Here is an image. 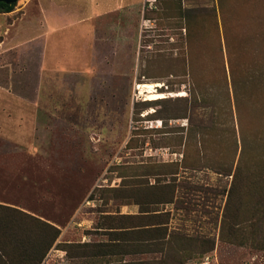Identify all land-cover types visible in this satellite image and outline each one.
Listing matches in <instances>:
<instances>
[{
  "label": "rangeland",
  "instance_id": "374dc122",
  "mask_svg": "<svg viewBox=\"0 0 264 264\" xmlns=\"http://www.w3.org/2000/svg\"><path fill=\"white\" fill-rule=\"evenodd\" d=\"M102 1L0 12V248L13 264L50 241L39 264L102 262L106 244L125 253L110 263L264 264V0ZM48 3L72 10L64 30ZM83 32L71 66L50 52ZM158 82V98L140 87Z\"/></svg>",
  "mask_w": 264,
  "mask_h": 264
},
{
  "label": "crops",
  "instance_id": "0c3cea01",
  "mask_svg": "<svg viewBox=\"0 0 264 264\" xmlns=\"http://www.w3.org/2000/svg\"><path fill=\"white\" fill-rule=\"evenodd\" d=\"M121 1V6L117 8L112 7H99L103 10H113V9H121L127 7L129 4L134 6L135 0H119ZM102 2L107 3L108 0H103ZM50 5V9L43 7V17L45 20L46 27L51 29L52 27H60V31L64 30V24L68 20H70L73 17L72 10L67 11L65 7L61 6V4L58 6ZM95 4V3H93ZM90 6L94 9L96 6L94 5ZM139 4V0H138ZM55 6V7H54ZM138 5H136L137 7ZM59 34V33H58ZM56 34L53 37L52 43H50V52L57 56L58 58L62 57L64 58V61L68 62L70 66L75 62L76 57L79 55L80 52H82V49L80 48V43L83 42V35L84 32L81 34V36H76L73 34L66 35L60 42H58L59 39H57ZM76 42V43H75ZM76 44V45H75ZM63 52V54H62Z\"/></svg>",
  "mask_w": 264,
  "mask_h": 264
},
{
  "label": "trees",
  "instance_id": "16d2710c",
  "mask_svg": "<svg viewBox=\"0 0 264 264\" xmlns=\"http://www.w3.org/2000/svg\"><path fill=\"white\" fill-rule=\"evenodd\" d=\"M14 6H15V3H7V2H4V1H1L0 2V12H10V11L13 10ZM127 233H129V232H127V230H123L122 233H120V234L123 235V234H127ZM110 240L122 241V240H124V238H120L118 236L117 238H111ZM51 245H52V241L47 243L46 246L43 248L42 254L39 255L37 257V259H36V263L37 264H39L42 261V259L44 258L46 252L51 247ZM101 246L103 248L104 247H108V248H105V249H103V248L94 249L92 254H91V257L98 258L102 262H96V263H93V264H121V263H115V262L114 263L107 262L106 258H111V257H114L116 255H122V254H125V253L116 252V251L112 250L111 246H109L107 244L106 245H101ZM0 254L3 257V259H5V261L8 264H13V259L11 258V256L9 254H7V252L5 250L0 248ZM126 254H130V252H127Z\"/></svg>",
  "mask_w": 264,
  "mask_h": 264
},
{
  "label": "bare ground",
  "instance_id": "6f19581e",
  "mask_svg": "<svg viewBox=\"0 0 264 264\" xmlns=\"http://www.w3.org/2000/svg\"><path fill=\"white\" fill-rule=\"evenodd\" d=\"M159 85H160L159 82L158 83H144V84H141L140 87L146 88L145 91L151 93L152 94L151 99H154V98L163 96V94L158 93L156 91V87H158Z\"/></svg>",
  "mask_w": 264,
  "mask_h": 264
},
{
  "label": "water",
  "instance_id": "95a60500",
  "mask_svg": "<svg viewBox=\"0 0 264 264\" xmlns=\"http://www.w3.org/2000/svg\"><path fill=\"white\" fill-rule=\"evenodd\" d=\"M1 1L7 2V3H16L18 0H0V2Z\"/></svg>",
  "mask_w": 264,
  "mask_h": 264
}]
</instances>
